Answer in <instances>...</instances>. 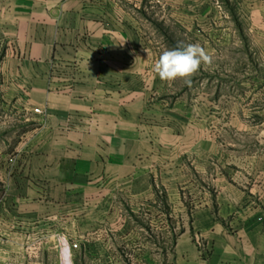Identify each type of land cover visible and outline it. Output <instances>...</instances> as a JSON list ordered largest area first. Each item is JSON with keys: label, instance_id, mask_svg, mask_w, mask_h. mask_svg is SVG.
I'll return each mask as SVG.
<instances>
[{"label": "crops", "instance_id": "crops-1", "mask_svg": "<svg viewBox=\"0 0 264 264\" xmlns=\"http://www.w3.org/2000/svg\"><path fill=\"white\" fill-rule=\"evenodd\" d=\"M124 3L0 0V264H78L72 245L90 237L102 245L86 251L139 239L149 264L158 251L165 264H264V160L231 167L213 198L197 201L192 227L205 249L191 228L175 246L166 226L158 243L157 152L140 100L103 80L141 59ZM141 218L148 233L130 227Z\"/></svg>", "mask_w": 264, "mask_h": 264}, {"label": "rangeland", "instance_id": "rangeland-1", "mask_svg": "<svg viewBox=\"0 0 264 264\" xmlns=\"http://www.w3.org/2000/svg\"><path fill=\"white\" fill-rule=\"evenodd\" d=\"M124 6L141 59L126 61L123 76L103 80L117 81L140 100L143 134L157 152L152 225L158 243L165 240L166 226L175 246L181 231L191 228L192 240L205 249L192 227L197 201L212 199L215 182L219 176L228 179L231 167L264 160V0H125ZM190 43L204 47L212 63L201 66L191 85L160 80L154 65L161 53ZM0 48L1 57L5 45ZM35 113L44 115L40 109ZM4 196L2 189L0 199ZM130 227L148 233L149 221L141 218ZM91 239H78L73 249L78 264H149L150 254L139 249V239L114 238V252L86 251L90 243L102 245V237ZM155 254L165 264L163 254Z\"/></svg>", "mask_w": 264, "mask_h": 264}, {"label": "clouds", "instance_id": "clouds-1", "mask_svg": "<svg viewBox=\"0 0 264 264\" xmlns=\"http://www.w3.org/2000/svg\"><path fill=\"white\" fill-rule=\"evenodd\" d=\"M123 43L124 41L121 42ZM211 63L212 56L204 47L199 43H190L163 51L155 62L154 72L162 81L171 83L182 79L191 85V78L201 66Z\"/></svg>", "mask_w": 264, "mask_h": 264}, {"label": "built area", "instance_id": "built-area-1", "mask_svg": "<svg viewBox=\"0 0 264 264\" xmlns=\"http://www.w3.org/2000/svg\"><path fill=\"white\" fill-rule=\"evenodd\" d=\"M37 112H39V110H37ZM77 248H78V244L74 243V244L72 245V249H77Z\"/></svg>", "mask_w": 264, "mask_h": 264}]
</instances>
